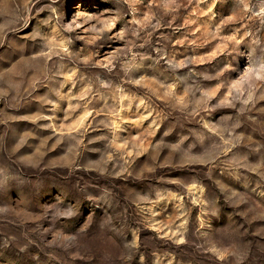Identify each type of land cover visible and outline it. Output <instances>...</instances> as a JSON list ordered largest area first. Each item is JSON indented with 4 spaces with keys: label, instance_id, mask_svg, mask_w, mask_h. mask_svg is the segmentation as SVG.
Returning a JSON list of instances; mask_svg holds the SVG:
<instances>
[{
    "label": "rangeland",
    "instance_id": "1",
    "mask_svg": "<svg viewBox=\"0 0 264 264\" xmlns=\"http://www.w3.org/2000/svg\"><path fill=\"white\" fill-rule=\"evenodd\" d=\"M0 264H264V0H0Z\"/></svg>",
    "mask_w": 264,
    "mask_h": 264
},
{
    "label": "bare ground",
    "instance_id": "2",
    "mask_svg": "<svg viewBox=\"0 0 264 264\" xmlns=\"http://www.w3.org/2000/svg\"><path fill=\"white\" fill-rule=\"evenodd\" d=\"M28 68V67H27ZM30 69V68H29ZM22 74H23V72H22ZM28 74V73H27ZM24 76V75H23ZM26 76V75H25ZM28 89V88H27ZM31 89V88H30ZM28 91V90H27Z\"/></svg>",
    "mask_w": 264,
    "mask_h": 264
}]
</instances>
